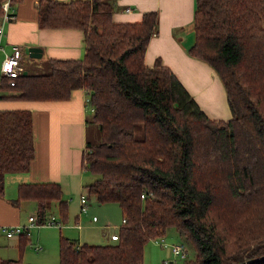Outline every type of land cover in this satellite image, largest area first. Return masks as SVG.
<instances>
[{"label":"trees","instance_id":"1","mask_svg":"<svg viewBox=\"0 0 264 264\" xmlns=\"http://www.w3.org/2000/svg\"><path fill=\"white\" fill-rule=\"evenodd\" d=\"M114 1L39 0V27L82 29L85 55L51 58L44 72L24 69L14 85L7 75L0 79V99L65 100L80 87L93 107L88 121L101 137L87 141L84 161L99 177L85 193L117 202L126 222L119 239L107 243L61 235L59 264H145L146 244L169 227L193 245L198 264L264 256V0H196L189 52L219 74L228 120L211 119L160 59L145 63L158 12L115 22ZM138 122L142 138L132 129ZM34 154L32 111L0 110V195L5 173L28 170ZM22 200L37 202L40 223L51 217L53 201L68 220L59 183H21L16 201ZM30 240L20 233L19 257H0V264H35L23 261Z\"/></svg>","mask_w":264,"mask_h":264},{"label":"crops","instance_id":"2","mask_svg":"<svg viewBox=\"0 0 264 264\" xmlns=\"http://www.w3.org/2000/svg\"><path fill=\"white\" fill-rule=\"evenodd\" d=\"M13 3L16 15L13 20L4 22L3 15L0 14V25L4 22V32L0 36V69L5 53H10L14 44L20 45L22 55L24 51L29 52V46L42 47L41 57L49 63L51 58L84 57L86 42L82 29L40 28L39 0H15ZM195 6L196 0H115L112 18L115 22H137L142 20L145 12L157 11L158 27L146 49L145 63L152 66L160 59L171 68L211 119L228 120L232 117V110L219 74L208 62L189 52L195 40ZM128 7L132 10L128 11ZM23 62L22 58V70L25 69ZM88 106V92L80 87L74 88L71 97L65 100L0 99V110L32 111L35 143V154L29 169L5 173L4 193L0 195L1 258H18L20 252V233L8 235L3 226L27 224L30 215H38L35 200L16 201L21 183L55 182L61 185L64 197L69 202V217L65 225L63 223L59 228L60 235L64 234L82 244L95 241L99 235L98 228L104 232L103 237H110L114 232L109 231L111 226L107 221L100 219L95 213H90L91 205L95 209L98 204L92 202L89 205L92 196L87 195L88 209L81 212L80 195L85 192V185L92 183L96 178L93 173L87 172L84 161L88 141V118L93 114V108L90 106L92 114L88 116ZM54 207L58 208V201L51 203L52 211ZM111 211L115 212V209ZM120 212L122 214L121 208ZM94 216H97V219H94ZM88 224L98 228L89 227L84 231ZM45 226L47 225L36 224L31 227V240L23 257L25 263H32L31 258L35 252L31 249L40 251L43 255H47L51 250L59 253L60 239H44L40 229ZM34 229L36 231L33 232Z\"/></svg>","mask_w":264,"mask_h":264},{"label":"rangeland","instance_id":"3","mask_svg":"<svg viewBox=\"0 0 264 264\" xmlns=\"http://www.w3.org/2000/svg\"><path fill=\"white\" fill-rule=\"evenodd\" d=\"M22 58L24 61L23 64L25 66V69H29L31 72H36V73L44 72V71H48L50 68V63L46 61L44 57H39V58L32 57L29 55V52L24 51ZM0 75H1V69H0ZM91 114H92V109L90 108V106H88V116L90 117ZM132 129L137 138L143 137L144 133H143L142 123L140 122L136 123ZM100 137L101 136H100V130H99L98 124H96L95 122L89 121L88 126H87V139L95 144L100 141ZM87 172H89V174H92V172L89 170H87ZM93 174L95 177L96 176L99 177L98 174L96 173H93ZM92 202L93 203L95 202L94 204L98 202V204L95 205V209H93V206L91 205ZM89 205H91L90 213L97 214V216H99L100 219L107 221L106 223H108L111 226V228L109 229L110 232H113V231L119 232L120 225H122V222H123V217L120 212L119 204L117 202L101 203L92 196L90 197ZM110 207H113V209L111 210L115 209V212L111 211L109 209ZM51 213L52 214L50 216L54 215L58 220L63 221L60 216V212L58 208L56 209L54 207V211H52ZM63 222L65 225L66 222L65 221ZM93 224L86 225L84 228V231L88 229L89 227L98 228ZM42 225H47L40 229L41 232L43 233L44 239L50 240V239H56L57 237L60 239L61 237V235L59 234L60 226L56 224L50 225L48 223H43ZM98 229H99V235L97 236L95 241L93 240V242L91 241L90 243L91 244L92 243L102 244V243H107V241L109 242L110 237H103L105 236L104 232H102V229L100 228ZM34 231H36V229H34L33 232ZM30 234H31V230H30ZM162 238H164L169 244L185 242L188 248V253L185 256H181V255L175 256L174 253L171 251L170 246H164L160 243H157L156 240L153 239V240H150L145 246V254H144L145 264H166L165 260L167 259H170L173 261L176 260L173 262V264H198L195 261V250L193 248V245L189 241H186L182 236H180L175 227H169L166 236H162ZM58 246H59V243H58ZM25 250H27V248ZM31 251L35 252V254H33V257L31 258L32 263L54 264V262H56L57 264H59V253L58 252H53L51 250L47 253V255H43L42 253H40V251H36L34 249H31ZM17 256L19 257V255ZM5 257L7 258L10 256H5Z\"/></svg>","mask_w":264,"mask_h":264},{"label":"built area","instance_id":"4","mask_svg":"<svg viewBox=\"0 0 264 264\" xmlns=\"http://www.w3.org/2000/svg\"><path fill=\"white\" fill-rule=\"evenodd\" d=\"M14 0H3L2 2V8H3V19L4 22L13 20L15 18V11L13 7ZM127 10H132L131 7H128ZM4 22L3 24L0 25V36L4 32ZM22 60V49L19 44H14L12 46V51L6 52L5 57L1 63V76L2 75H7L9 78V84L14 85L16 84V78L21 74L22 68L20 67ZM1 79V78H0ZM88 101H89V96H88ZM93 108V107H92ZM81 199V212H84L88 209V198L87 194L85 192H82L80 195ZM29 222L27 224H18L15 226H8L5 225L3 226V230L6 232L8 235H13L17 233H23L26 232L30 234L31 227L34 225H42L43 223H48L50 225L56 224L58 226H63V221L58 220L54 215H52L46 222L40 223L38 222V215L32 214L29 217ZM94 219H97V216L93 217ZM126 222V218L123 217V223ZM80 226V224H78ZM111 240H117L119 239V232L115 231L111 233L110 235ZM157 243H160L164 246H170L172 252L174 255H181L185 256L188 253V248L185 242H178V243H173L169 244L164 238H155ZM176 261V260H174ZM173 260L167 259L165 260V263L167 264H173Z\"/></svg>","mask_w":264,"mask_h":264},{"label":"water","instance_id":"5","mask_svg":"<svg viewBox=\"0 0 264 264\" xmlns=\"http://www.w3.org/2000/svg\"><path fill=\"white\" fill-rule=\"evenodd\" d=\"M28 50H29V55L32 57H41L42 53H43L42 47H40V46H35V45L29 46ZM27 72H28V70H24V73H27ZM262 259H264V256L247 259V260L241 262L240 264H249L253 261L262 260Z\"/></svg>","mask_w":264,"mask_h":264}]
</instances>
